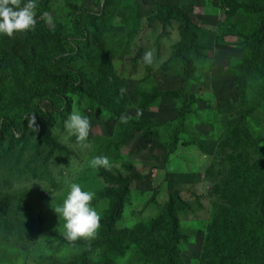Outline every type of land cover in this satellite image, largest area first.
<instances>
[{
    "label": "rangeland",
    "instance_id": "obj_1",
    "mask_svg": "<svg viewBox=\"0 0 264 264\" xmlns=\"http://www.w3.org/2000/svg\"><path fill=\"white\" fill-rule=\"evenodd\" d=\"M244 1L264 5L37 0L33 29L0 36V264H170L166 254L171 264H264V226L252 235L264 219V13L245 16ZM188 34L197 51L186 53ZM181 91L192 97L184 127L185 101L167 95ZM74 108L91 122L81 144L63 126ZM41 112L42 131L2 132ZM98 155L109 168L89 166ZM72 182L95 192L101 220L94 237L69 242L54 208ZM127 183L112 243V194Z\"/></svg>",
    "mask_w": 264,
    "mask_h": 264
},
{
    "label": "clouds",
    "instance_id": "obj_2",
    "mask_svg": "<svg viewBox=\"0 0 264 264\" xmlns=\"http://www.w3.org/2000/svg\"><path fill=\"white\" fill-rule=\"evenodd\" d=\"M37 0H0V36L11 37L14 33L25 32L33 29L37 23ZM41 18L51 21L47 12ZM142 60L145 65L153 63V53L146 51ZM123 91V89H121ZM34 118L30 120V126ZM66 132L75 137L78 144L86 142L91 128L88 115L73 109L63 122ZM91 168L110 167V160L105 155L92 157L89 162ZM95 192L82 188L79 183L72 182L68 186L62 202L54 208L59 217L63 218V237L69 242L81 238H92L100 227L101 215L92 204Z\"/></svg>",
    "mask_w": 264,
    "mask_h": 264
},
{
    "label": "trees",
    "instance_id": "obj_3",
    "mask_svg": "<svg viewBox=\"0 0 264 264\" xmlns=\"http://www.w3.org/2000/svg\"><path fill=\"white\" fill-rule=\"evenodd\" d=\"M242 5H243L242 6V11H243V14L245 16H255V14H263L264 13V5L261 6V7H254L252 4H250L247 1H244L242 3ZM256 32L257 33H262L263 37H264V19L261 21V25L256 30ZM188 35L189 36H188L187 42L183 44V46L185 47L186 53L190 51V47H191V45L193 43L195 44V51H197L196 50V46H199V43L196 40V36H194V34H188ZM105 52H106V49L104 48L102 50V53H105ZM8 57L9 58H13L14 60H17V61L21 59V57L19 55H17L15 52L8 54ZM187 59L189 60V65L186 66V68H185V73H184V79L185 80L187 78L189 79L190 68L192 67V60L189 57V55H187ZM215 67H216V65L213 66V68H215ZM71 73L74 76H76V78L78 77L77 74H76L77 72L75 70H73V72L71 71ZM76 78L73 77L72 79L75 81ZM70 80H71V78H69L68 75H65L61 79V82H60L58 88L56 89V93L65 92L68 87H65L64 85L66 83H69ZM70 86H73V85H70ZM167 95L168 96H172L174 98L180 96L185 101V105L181 108L180 113H179V121H180L182 127H184L186 125L185 108H187L188 104L190 102H192V97L188 96L183 91L175 92V93H167ZM56 96H57V94H56ZM40 115H41V117L38 119L37 122H35V123H38V124L34 123L32 126H30V120L31 119H28V118H25V117H21V119L19 120L17 125H12V124H10L8 122H4L3 126L5 127V130H3L2 132L3 133H8V136H10L12 139H14L16 137L17 133H19V134H23L24 133L23 135L28 136L27 129H30V128L36 127L37 129L42 131L44 126L43 125L39 126V125H40V123L46 122L45 119L48 118V114H46L45 112H41ZM43 117H45V119H43ZM30 132H33V131H30ZM177 135L178 134L176 133V135L173 138V141L170 144V147H169L170 148V150H169V154L170 155H173L178 149L179 142H178V136ZM259 139L263 140L262 137H259ZM196 143L200 144V141L196 140ZM128 183H131V181H129ZM128 183L124 187H121L120 190H117V191L113 192V194H112V197L114 199V203H113V206H112V213L109 214L108 218H107V225L108 226L105 229V230H107V233H108V236H109L108 241L112 242V243H114L116 241L118 235H117V233H115L113 231V229L110 228V230H109V227L111 225H115L119 221V219L121 217V214H122L123 209L125 207V197H126V195L128 193V185H129ZM263 221H264V219H263ZM263 221H262V224L257 226V231L256 230L252 231V235H255V236L258 237V235L261 232V227L264 226ZM256 239L257 238H255L253 241H255ZM175 240H177V236H173V241L168 243L170 254L172 256L174 255V253L176 251ZM220 241H223V238L220 239ZM149 249L150 250H154V249H151V248H149ZM160 253H162L163 255L166 254L163 251H160ZM166 256L170 258V260H169L170 264L172 262V259L174 260V259L177 258V257H170L168 254H166ZM108 257H109V260H110V255ZM245 257H246V264H247V262L250 261L251 256L250 255H245ZM216 264H245V263L242 262V259L238 255L234 259H228V258L221 259Z\"/></svg>",
    "mask_w": 264,
    "mask_h": 264
}]
</instances>
